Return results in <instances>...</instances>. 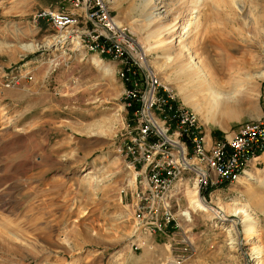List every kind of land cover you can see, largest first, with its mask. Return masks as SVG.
I'll list each match as a JSON object with an SVG mask.
<instances>
[{"label": "rangeland", "instance_id": "rangeland-1", "mask_svg": "<svg viewBox=\"0 0 264 264\" xmlns=\"http://www.w3.org/2000/svg\"><path fill=\"white\" fill-rule=\"evenodd\" d=\"M58 1L0 0V264H255L243 253L257 237L245 244L231 212H248L264 251V149L247 173L256 181L198 193L203 212L182 178L172 219L145 229L154 220L137 218L134 173L117 152L129 120L119 65L99 70L54 43L39 14ZM105 1L211 139L264 121V0Z\"/></svg>", "mask_w": 264, "mask_h": 264}, {"label": "built area", "instance_id": "built-area-1", "mask_svg": "<svg viewBox=\"0 0 264 264\" xmlns=\"http://www.w3.org/2000/svg\"><path fill=\"white\" fill-rule=\"evenodd\" d=\"M61 1L65 8L39 14L53 29L54 43L62 44V50H83L119 65L122 108L129 120L117 152L134 173L137 218L154 220L145 222V229L160 231L158 218L165 223L172 219L170 193L175 185L181 186L182 178L195 184L197 195L208 194L255 169L264 149V121H246L230 136L211 139L193 113L160 86L105 0Z\"/></svg>", "mask_w": 264, "mask_h": 264}, {"label": "bare ground", "instance_id": "bare-ground-1", "mask_svg": "<svg viewBox=\"0 0 264 264\" xmlns=\"http://www.w3.org/2000/svg\"><path fill=\"white\" fill-rule=\"evenodd\" d=\"M50 44H46L45 46H42V47H39V46L36 47L35 45L27 44V45H25V47H27L28 50L29 49L34 50V49H37V48H47V49H49V48H52V46ZM91 65L94 66L95 68H97L99 70H103V71L105 70V67H106L104 62L102 60H99L98 58L97 59L93 58L91 60ZM247 173H249V172H247ZM247 173H245L243 176H241L238 179V181H237L240 184H242V186H245L246 184H249V182H251V181H256L255 177H253V176H251V175H249ZM192 186H191L192 189L190 191L191 192V198H192V204L195 205L201 211L208 212L209 209H210L208 204L206 202H203L201 199H199V197L197 195V191H196V186H195L194 183H192ZM218 210L221 213H228V210H226L224 207H218ZM231 216L234 217V218H239L240 219V223H241V227H242V230H241L242 240L245 242V244H250L251 239L257 237L256 243L253 242L254 246H252L249 249H247L243 254L247 256L249 261H252L255 264H264L263 263L264 251H263V249L261 248L260 245H257L258 243H260L259 242L260 241V239H259L260 238V234L252 236V232H250V229H249L250 217L248 215V212H246V210H244V209H236V210H233L231 212ZM253 234H254V232H253ZM230 244L234 245V247H238L239 250L242 249L240 247V245H241L240 243L230 242L229 245Z\"/></svg>", "mask_w": 264, "mask_h": 264}, {"label": "crops", "instance_id": "crops-1", "mask_svg": "<svg viewBox=\"0 0 264 264\" xmlns=\"http://www.w3.org/2000/svg\"><path fill=\"white\" fill-rule=\"evenodd\" d=\"M58 3H60L61 4V6H66L65 5V3H63L62 1L60 2V1H58ZM51 5H49L48 7H50ZM63 8H65V7H62L61 9H63ZM48 11H50L49 9H47ZM55 10H58V9H51V11H55Z\"/></svg>", "mask_w": 264, "mask_h": 264}, {"label": "trees", "instance_id": "trees-1", "mask_svg": "<svg viewBox=\"0 0 264 264\" xmlns=\"http://www.w3.org/2000/svg\"><path fill=\"white\" fill-rule=\"evenodd\" d=\"M213 135V134H212Z\"/></svg>", "mask_w": 264, "mask_h": 264}]
</instances>
